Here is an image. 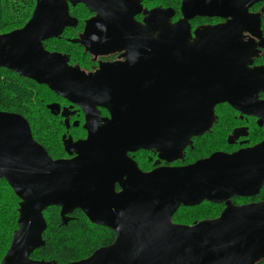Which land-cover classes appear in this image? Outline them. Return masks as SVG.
<instances>
[{
  "label": "water",
  "instance_id": "95a60500",
  "mask_svg": "<svg viewBox=\"0 0 264 264\" xmlns=\"http://www.w3.org/2000/svg\"><path fill=\"white\" fill-rule=\"evenodd\" d=\"M263 1L183 0L184 21L229 18L224 25L195 32L193 41L188 23L170 25L160 12H149L143 28L129 24L128 10L118 9L116 16L110 11L119 0H36L23 28L0 35V67L79 107L87 133L85 140L63 141L73 158L52 160L33 140L23 117L0 112V179L19 200L17 229L0 264H53L30 259L44 245L43 212L50 207H58L62 219L79 210L91 224L115 233L111 245L68 264L264 261V202H230L253 197L264 185V142L147 173L128 157L143 150L168 163L180 159L192 138L208 132L220 104L264 123V102L258 99L264 94V66L247 68L254 46L241 40L243 32L262 37L259 17L248 10ZM77 4L95 14L91 26L105 27L97 35L105 41L87 40L85 29V49L94 55L124 51V62L85 75L68 66L66 56L44 49V41L75 26L68 6ZM114 19L130 26L118 29ZM97 108L106 110L109 119L100 118ZM48 109L59 115L58 105ZM203 202L224 209L218 218L190 226L172 222L180 207Z\"/></svg>",
  "mask_w": 264,
  "mask_h": 264
},
{
  "label": "flooded vegetation",
  "instance_id": "af4514ba",
  "mask_svg": "<svg viewBox=\"0 0 264 264\" xmlns=\"http://www.w3.org/2000/svg\"><path fill=\"white\" fill-rule=\"evenodd\" d=\"M119 1L120 2L118 5L116 6L113 5L114 7L110 6L112 7L110 11L113 15L116 16L117 14L118 15L120 14L119 10H124V11L128 10L130 12V21H129L130 23L129 22L127 23L131 25L134 24L142 28L145 27L146 26L145 19L147 18L148 13L149 12L151 13L153 11L164 14L161 16V20L163 22L169 23L170 25H175L177 23L184 21L183 15L181 12L183 0H119ZM34 8L32 10V13L34 11ZM32 13L29 19L21 27L10 30L4 34H8L14 30L23 28L27 24V22L30 20ZM68 13H69V16L75 20V23H76L75 26L65 28L62 34L57 38H52V39L44 41L43 47L46 42L51 41V40L58 39V40L66 41V43H69L70 45L73 46V49H71L70 53L63 55V56H66L68 60V66L78 68L85 75H95L101 72L102 66H107V65H111L115 63H122L125 61L124 51H115V52H110V53L108 52V53L100 54V55H94L90 53L88 50H86L85 47L82 45L81 40L84 35L85 29L87 30V33H86L87 40L88 39H90V41L92 40L105 41L106 40L104 37L97 36L98 34L104 33L105 27L103 25L96 28L89 24L90 23L89 21L92 20L95 16L93 12H91L84 5L77 4L75 6L69 5ZM248 13L259 17L260 31L262 33L261 38L252 36L247 32H243L242 37H241L242 42H244L245 44H251L252 46H254V53L250 57L251 59L249 60V62L247 63V68L249 70H254L256 68L264 66V35H263V30H262V25H263L262 18L264 16V1L253 4L252 7L249 8ZM168 14H171V16L169 17ZM164 17L166 20L163 19ZM114 20L118 26V29L120 25L128 26V27L130 26L127 23H119L117 19H114ZM186 21H184L183 23H188L189 31L191 34L190 40L193 41L195 38V32H200L201 30L206 29V28H213L216 26L224 25L229 21V18L194 16L193 18L188 19ZM126 29L127 28L125 27L121 28L122 32H126ZM0 35H3V34H0ZM110 39H113V38L110 37L109 40ZM260 45H263V46L261 47ZM49 53H57V52H49ZM0 69H6L10 71L9 69L3 68V67H0ZM10 72L17 75L18 77L22 79H26L28 81L35 83L34 81L30 79L19 76L16 72H13V71H10ZM35 84L38 85L37 83ZM39 86H42V85H39ZM46 89L50 93H52L47 87ZM52 94L54 95L53 100L55 101L46 103L44 106H45L46 111L49 113V115L52 118L57 119L58 122H60V125L62 128V134H61V154H60L61 156L56 157V158H51V157L50 158L52 160H68V159L73 158L74 155L73 154L68 155V153L64 149L63 141L71 139L73 142H77V141L86 139L87 133L83 128L85 124V119H84L85 116L79 107H77L76 105L70 104L65 99L55 95L54 93ZM258 99L264 102V94L260 93L258 95ZM53 104H56L59 107V115L57 116H53L50 113V110L48 109V106L53 105ZM97 110L99 112L100 118L109 119V114L106 110L101 109V108H97ZM217 110H218V114H216ZM3 113H6V112H3ZM62 113H65L66 116H62ZM214 114H215V120L212 126L210 127V129L208 130V132H206L200 137L192 138L191 145L185 148L180 159H177L175 161L168 163L163 160H158V155L154 151H143V150H140L134 153H129L128 157L131 158L137 164L138 168L142 172L147 173L157 168L185 167V166L194 164L195 162L199 160L206 159L214 153L233 154L238 151H242L245 149L255 147L259 145L260 143L264 142V123L260 122L261 121L260 118H257L255 116L241 114L235 111L228 104H220L216 106L214 109ZM77 131L82 132V135L76 136L75 132ZM209 136L223 138V141H222L223 144L221 145L220 149L213 150L210 153L202 157H199L192 161H188L186 159V155L189 152L194 150L195 145H196L195 144L196 140L203 139ZM144 157H145V162H143V159H142ZM140 159L141 161H138ZM115 191L117 193L121 191L118 185H115ZM263 196H264V185L260 188L259 192L255 196L253 197H232L230 199V202L236 206H242V205H247V204H252V203H259V202H264ZM202 204H209V205H215L217 207H221L220 211L218 212V214L216 215L214 219L218 218L224 209L223 204H212L209 202H203L200 205ZM180 208H185V207H180ZM188 208H192V207H188ZM74 211L72 213H74ZM72 213L68 214L66 217L71 216ZM59 214H60V209H59ZM98 227H101V226H98ZM101 228L108 229L105 227H101Z\"/></svg>",
  "mask_w": 264,
  "mask_h": 264
},
{
  "label": "trees",
  "instance_id": "16d2710c",
  "mask_svg": "<svg viewBox=\"0 0 264 264\" xmlns=\"http://www.w3.org/2000/svg\"><path fill=\"white\" fill-rule=\"evenodd\" d=\"M32 2L34 8L35 0ZM262 22L264 35V16ZM44 49L48 52L65 55L71 52L73 46L64 40L55 39L46 42ZM25 84L37 90L43 89L49 97L54 98V95L46 87L22 79L6 69H0V112L22 116L30 126L33 139L51 158L60 157L62 134L60 122L52 118L46 111L44 105L49 102L39 99V97H37V101H34L33 98L38 96V93L33 92L30 88H25ZM216 114H218L217 111ZM46 117L56 123L55 129L48 121H45ZM222 141V137L214 136L198 139L194 150L186 155V159L192 161L213 150L220 149ZM18 203L19 200L11 188L4 180L0 179V261L9 249L12 235L17 229ZM205 207L211 208V210H206ZM220 209L221 207L209 204L180 208L173 215L172 222L177 225L189 226L202 220H212ZM194 211L198 213L210 212L200 217L198 214L185 215L187 212ZM43 217L46 222V230L42 234L44 245L31 253L30 259L33 261H45L53 264L76 262L89 257L99 248L111 245L115 239L112 231L92 225L79 210H75L71 216L62 219L59 209L50 207L43 212ZM257 264H264V261Z\"/></svg>",
  "mask_w": 264,
  "mask_h": 264
},
{
  "label": "rangeland",
  "instance_id": "374dc122",
  "mask_svg": "<svg viewBox=\"0 0 264 264\" xmlns=\"http://www.w3.org/2000/svg\"><path fill=\"white\" fill-rule=\"evenodd\" d=\"M33 0H0V34H4L15 28H19L27 20L29 15H31L33 7ZM55 46V45H53ZM25 88H30L33 92L38 93V96L34 97L33 100L37 101V97L47 102L55 101L52 97H49L45 90H37L25 84ZM35 93V94H36ZM218 112V110H217ZM45 121H48L50 125L55 129L56 123L52 122L49 118H45ZM76 136H81L82 132H75ZM145 162V157L142 158ZM138 161H141L138 160ZM206 206V205H205ZM206 208V207H205ZM206 210H211V208ZM210 212V211H209ZM198 213V212H187L185 215L189 216L190 214H198V217L202 215H207V213ZM185 216V217H186ZM196 217V216H195ZM96 230V229H95ZM98 230V229H97ZM100 231V230H99Z\"/></svg>",
  "mask_w": 264,
  "mask_h": 264
}]
</instances>
